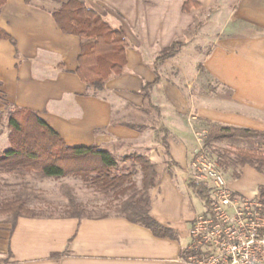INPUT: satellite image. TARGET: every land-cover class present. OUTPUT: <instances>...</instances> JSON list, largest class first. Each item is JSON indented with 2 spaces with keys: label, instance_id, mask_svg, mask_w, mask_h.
<instances>
[{
  "label": "crops",
  "instance_id": "crops-1",
  "mask_svg": "<svg viewBox=\"0 0 264 264\" xmlns=\"http://www.w3.org/2000/svg\"><path fill=\"white\" fill-rule=\"evenodd\" d=\"M186 1L87 0L113 25L122 26L129 40L124 73L88 95L76 73L81 40L63 33L52 16L59 3L6 0L0 27L16 43L0 39V110L10 103L38 111L69 146L97 145L119 164L129 162L122 168L137 170L133 179L138 185L140 166L133 167L127 157L147 156L157 172L151 214L177 238L156 236L117 215L20 217L12 234L10 224H0V259L7 258L9 249L12 253L5 264H189L182 254L191 243L194 219L205 211L187 184L198 138L205 136L208 122L264 132V0H196L210 9L201 44L210 34L211 47L194 52L190 69L185 63L182 70L181 52L168 60L175 64L171 73L164 76L158 68L161 81L153 86L151 99L160 118L156 124L146 122L140 90L156 80L153 57L193 23L192 8L183 10ZM161 124L179 165L171 170L157 138ZM213 146L264 150V137H232ZM228 182L235 193L252 197L264 186V175L246 165L240 178ZM66 249V255L51 258Z\"/></svg>",
  "mask_w": 264,
  "mask_h": 264
},
{
  "label": "trees",
  "instance_id": "trees-1",
  "mask_svg": "<svg viewBox=\"0 0 264 264\" xmlns=\"http://www.w3.org/2000/svg\"><path fill=\"white\" fill-rule=\"evenodd\" d=\"M30 0H26L29 3ZM59 7L52 11V16L65 34L76 35L81 40L80 54L76 73L86 83L89 94H97L104 90L106 82L115 75L124 73L128 57L126 50L129 47L127 34L122 26L113 25L101 12L94 8L87 0H53ZM6 0H0V12ZM192 6H201L196 0H187L183 5L184 11ZM0 39L10 40L15 44L14 37L0 27ZM181 43L173 42L162 49L154 62L156 80L142 85L140 94L144 98L143 111L149 113L145 105L156 111L160 118V109L151 99V91L155 84L161 81L157 69L158 63L170 56H174ZM8 109L0 110V124L7 117V127L10 130L9 148L0 154V173L14 174L18 177L35 173L44 178L74 177L82 180L87 186L94 187L107 197H112L110 210L113 213L102 212L94 215L87 207L70 197L61 214H46L29 208L22 192H15L12 196L0 201V215H8L7 223L12 234L20 217H71V218H105L113 215L123 216L128 220L141 224L150 229L156 236L177 238L175 231L159 223L151 214L150 190L157 183L156 163L145 155L134 154L127 160L140 166L141 181L138 185L133 179L137 170L122 168L118 159L107 149L97 145L69 146L64 138L44 121L38 111L20 107L14 104ZM204 136V146L215 156L219 167L231 178L242 176L246 165L256 169L264 175V150L238 148L234 151L212 147L213 142L232 137L257 139L264 137V132L248 128L208 122ZM168 129L161 124L157 138L166 150V165L169 170L179 165L174 161L167 141ZM128 170V171H127ZM188 187L203 201L205 211L211 209V186L194 179L193 174L187 179ZM257 197L264 202V186L259 188ZM109 210V209H108ZM69 252L54 253L51 258H59ZM188 249L184 250L183 257L187 258ZM12 256L8 251L6 259H0V264L9 262Z\"/></svg>",
  "mask_w": 264,
  "mask_h": 264
},
{
  "label": "built area",
  "instance_id": "built-area-1",
  "mask_svg": "<svg viewBox=\"0 0 264 264\" xmlns=\"http://www.w3.org/2000/svg\"><path fill=\"white\" fill-rule=\"evenodd\" d=\"M198 138L193 177L211 186L210 212L191 227L189 264H264V202L235 193L215 156Z\"/></svg>",
  "mask_w": 264,
  "mask_h": 264
},
{
  "label": "rangeland",
  "instance_id": "rangeland-1",
  "mask_svg": "<svg viewBox=\"0 0 264 264\" xmlns=\"http://www.w3.org/2000/svg\"><path fill=\"white\" fill-rule=\"evenodd\" d=\"M191 8L193 11L192 16L194 18L191 26L188 28V30H184L182 34L175 37L167 46L162 47L160 51L153 57L155 61L158 55H160L162 49L170 46L175 41H179L181 43L178 51L181 52L179 56L182 59L180 62L181 68L182 70H185L186 63L190 69L194 66V52L201 51L204 53L211 47L212 38L210 37V34H207L209 37L206 38L207 42L201 44V39L205 36V27L203 25L210 16V9L208 7L202 8V6H192ZM191 8L189 10H191ZM113 22L115 23L116 21L113 20ZM172 57L174 56L165 58L158 63L157 69L160 68V73H163L164 76L168 75L173 69H175V64H172V62L168 61ZM9 104H4V108L2 109L5 110V115L9 109L6 108V106L11 108ZM145 107L149 108L150 113H143L142 116L146 122H152L156 124L158 118L156 111L148 105H145ZM139 115L141 116V113H139ZM9 134L10 130L7 127V117H5L3 123L0 124V154L3 150L9 148L10 146ZM212 147L214 146H211V150H214ZM124 165L127 166L130 165V163L128 162L125 164L123 160H120V166L122 167ZM225 175L227 180H229L230 176L227 174ZM19 191H23L22 194L25 197L26 204L29 208L42 211L46 214H61L62 211H64L66 204L69 202L70 197L74 198L77 202L83 203L87 207L88 211H94V215H98L102 212H114L113 210H110L109 204L112 197H107L94 187L87 186L82 180L78 178H44L35 173L21 178L14 174L0 173V201L3 198L12 196L15 192ZM202 205L204 206L203 201ZM7 219L8 215L1 214L0 224L3 223L5 225V223H7Z\"/></svg>",
  "mask_w": 264,
  "mask_h": 264
}]
</instances>
